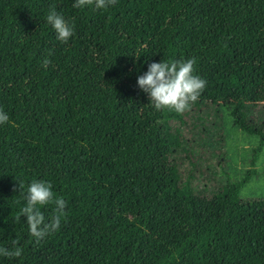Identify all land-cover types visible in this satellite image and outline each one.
I'll list each match as a JSON object with an SVG mask.
<instances>
[{
  "label": "trees",
  "instance_id": "obj_1",
  "mask_svg": "<svg viewBox=\"0 0 264 264\" xmlns=\"http://www.w3.org/2000/svg\"><path fill=\"white\" fill-rule=\"evenodd\" d=\"M74 3L0 0V247L23 249L0 264H264V198L239 195L264 147V121L247 115L264 103V0ZM53 6L74 28L67 42L46 22ZM193 57L207 81L198 100L155 110L138 76ZM206 102L258 138L243 175L211 195L171 158L183 140L172 122ZM33 179L67 204L38 244L16 219L19 181ZM53 208L40 206L46 219Z\"/></svg>",
  "mask_w": 264,
  "mask_h": 264
},
{
  "label": "rangeland",
  "instance_id": "obj_2",
  "mask_svg": "<svg viewBox=\"0 0 264 264\" xmlns=\"http://www.w3.org/2000/svg\"><path fill=\"white\" fill-rule=\"evenodd\" d=\"M255 122L264 121V103L247 112ZM182 136V144L171 158L182 177L192 175L196 193L211 195L227 180L239 179L248 168L257 136L241 131L232 122L229 107L221 103H198L189 109L184 122H172ZM258 171L240 189L242 198H264V147L255 163Z\"/></svg>",
  "mask_w": 264,
  "mask_h": 264
},
{
  "label": "clouds",
  "instance_id": "obj_3",
  "mask_svg": "<svg viewBox=\"0 0 264 264\" xmlns=\"http://www.w3.org/2000/svg\"><path fill=\"white\" fill-rule=\"evenodd\" d=\"M117 0H75L74 8H83L95 5L96 9H105L115 5ZM47 24L54 29L57 39L61 42L73 35L74 28L59 14L55 7L50 8L46 15ZM51 53H49L50 55ZM51 60L45 58L42 67L47 68ZM196 64L195 57L188 59L162 60L148 65V71L137 78L138 87L148 95L150 105L155 110H173L176 113L185 112L191 103L198 100L205 89L207 81L199 75L194 74ZM9 115L0 109V125L7 124ZM53 185L43 180L33 179L27 186L19 181V189L25 205L20 209V216L26 217V224L29 228V235L38 244L46 236L59 230L61 219L65 216L67 207L63 197H57L52 191ZM53 204V213L46 219L40 206ZM19 241L13 240L11 247H0V256L7 258H19L23 249L18 246Z\"/></svg>",
  "mask_w": 264,
  "mask_h": 264
}]
</instances>
